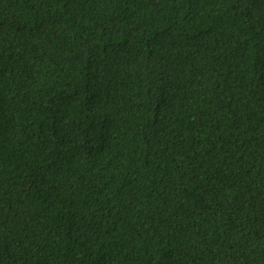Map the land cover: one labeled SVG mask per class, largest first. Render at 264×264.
<instances>
[{
	"label": "trees",
	"instance_id": "16d2710c",
	"mask_svg": "<svg viewBox=\"0 0 264 264\" xmlns=\"http://www.w3.org/2000/svg\"><path fill=\"white\" fill-rule=\"evenodd\" d=\"M0 264H264V0H0Z\"/></svg>",
	"mask_w": 264,
	"mask_h": 264
}]
</instances>
